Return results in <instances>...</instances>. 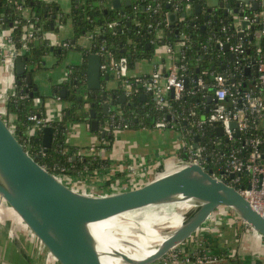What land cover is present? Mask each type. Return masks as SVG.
<instances>
[{"label":"trees","instance_id":"16d2710c","mask_svg":"<svg viewBox=\"0 0 264 264\" xmlns=\"http://www.w3.org/2000/svg\"><path fill=\"white\" fill-rule=\"evenodd\" d=\"M70 1L71 10L69 13H65L56 2L0 0V25L11 29L15 52L17 56L22 58L26 70L32 75L47 68L44 61V56L47 54L51 53L56 58V65L62 63L71 50L79 51L83 56V60L79 64L66 66L65 69H71V73L65 74L63 82L54 84L51 95L48 96L40 95L38 91L30 95L34 83H28L22 74L16 75L13 71L15 86L13 94L7 98V108L15 116V134L20 141L25 138V130L32 124L28 120L30 114L34 113L41 118L45 117L46 97H59L60 100L62 99L69 104L62 111L60 119L49 121L54 129L49 147L45 148L40 141L42 131H37L36 135L27 140L26 144V150L36 158L38 163L56 174L58 173L54 170L56 166H64L66 168L65 174L68 176L82 177L94 172L106 171L108 166L106 159L100 157L98 153L83 150L86 147L80 149L70 146L66 142V133L70 124L90 122L89 113L84 109L85 105L93 106L96 119L101 124H105V122H110L111 113L108 111L107 114H104L102 105L104 102L112 100L113 105L110 108L118 106L122 110L129 129L152 128L154 121L160 117V113L154 109L151 95L144 94L145 97L141 98L140 95L143 94L141 91L126 97L124 102H121L119 98L123 94L121 88L111 90L102 87L98 90L86 89L82 92V86L86 81V58L89 50L76 44L78 38L91 36L92 42L96 46L95 49L104 45L116 56H126L129 67L133 69L140 61L152 56L154 45L149 44L150 46L147 47V37L154 32V28L158 24L163 31L161 43L171 45L180 41L184 43V57L181 62L185 63L189 75L193 78L198 76L207 80L208 76L203 72L213 71L226 74L229 82L233 83L230 74H235L233 69L234 56L231 53L225 54L223 50H218L216 44L218 41L232 44L241 37L244 51L239 57L247 70L243 68L240 71L241 74L239 72L240 75L235 74L233 77L236 83H241L240 89L244 90L253 87L256 78L255 66L258 60L264 61V37L257 38L255 36V32L260 28L259 19L255 17V14L262 9L261 5L258 6V9L252 7L246 10V14L254 20L251 27L240 36L232 25L238 12H225L219 6L208 7L205 0H171L170 2L168 0H129V4H125L123 1L120 8H114L111 5V0ZM226 2L233 9L238 0H226ZM149 3L152 5L158 3L159 5L155 9L148 10L146 6ZM185 3L192 5L190 11L184 10ZM195 4L201 5L199 13L194 11ZM24 10H28L29 17L23 15ZM170 12H176L177 18L173 24L165 27L162 20H164L166 13ZM205 15H207V19H205ZM67 19H71L75 28L73 37L64 41L66 42L65 46L48 45L44 39L39 41L45 32L50 31L52 27L54 28L55 21L63 24ZM113 22L117 23V27L112 30L108 29V25ZM31 25H34L35 28L34 36L23 39V33L27 28H31ZM202 25H204L203 29ZM205 45H209V47L205 48ZM101 80L102 83L105 81L104 75L101 76ZM192 87V84H187L186 89ZM61 88L66 89L64 97L59 94ZM199 96L200 94H196V96L189 94L179 101H174L172 96H169L170 108L180 110L190 103L200 102ZM251 126L243 134L235 133L233 141L218 134L213 126L206 127L205 134L200 138L198 137V142L205 144L207 150L213 155H218L237 148L239 139L250 138L253 134H257L261 139L260 149L264 152V122L262 120L253 121ZM114 128L115 125H112L109 129L94 131L104 144L101 146L106 149L113 144L115 131L113 132L112 129ZM167 128L169 129V127ZM188 128L189 124L186 121H180L174 130L179 133ZM80 152L82 153L80 154ZM240 154L247 156L248 149ZM212 159L216 161L217 157L212 156ZM207 163L212 164V160H207ZM240 176L241 184L245 185L249 174L244 172ZM171 205L174 203L168 206L171 207ZM171 220H175V217L162 218L154 224ZM152 228L155 231L153 226Z\"/></svg>","mask_w":264,"mask_h":264},{"label":"water","instance_id":"95a60500","mask_svg":"<svg viewBox=\"0 0 264 264\" xmlns=\"http://www.w3.org/2000/svg\"><path fill=\"white\" fill-rule=\"evenodd\" d=\"M129 2L124 1L125 4ZM239 2L251 3L254 9L259 6L258 2L252 0H238L233 9L226 0H220L215 6L222 7L225 12L229 9L236 12ZM111 5L120 8L122 2L111 0ZM261 7L264 8V0H261ZM193 8L195 12L201 11L200 4H195ZM176 18V12L168 13L170 24ZM246 23L242 22V28ZM238 34L242 36L244 33L240 31ZM149 46L147 43V47ZM100 63V55L89 52L86 58L85 89H118L117 84L109 85L108 74H104L105 81L102 83ZM14 73L22 74L28 83H34L33 75L26 70L20 56L15 57ZM184 84L187 86V80ZM36 91L38 90L34 84L30 95ZM59 94L64 97L66 89H59ZM140 97L144 98L145 95L141 94ZM119 98L121 102L125 101L124 94ZM112 105V100L104 102L103 113L107 114ZM88 113L90 128L97 131L100 123L95 117L93 106ZM230 125L233 127L235 123L231 122ZM221 131L218 127V134ZM53 132L52 126L43 128L40 141L45 148L50 146ZM195 141H198L197 136ZM196 146L192 145L193 148ZM185 158L183 155L179 164L160 167L161 174L142 186L91 195L75 190L40 165L0 118V197L59 264H103L102 257L107 254L118 258L119 264H177L196 247L195 243L206 225L221 209L233 212L264 240V215L253 209L235 187L216 179L210 170L188 162ZM187 200L191 201L192 206L182 215L180 225L176 228L167 227L166 232L173 233L174 239L167 240L165 244L156 247L153 253L141 258L131 257L117 249L106 250L99 235L91 227L93 223L117 216L122 225L127 222L124 217L119 216L124 212ZM105 238L103 235V239Z\"/></svg>","mask_w":264,"mask_h":264},{"label":"built area","instance_id":"2783aa9c","mask_svg":"<svg viewBox=\"0 0 264 264\" xmlns=\"http://www.w3.org/2000/svg\"><path fill=\"white\" fill-rule=\"evenodd\" d=\"M170 1L171 0H168V2ZM158 5V3L155 5L149 3L146 8L151 10L158 7ZM191 8L192 5L190 3L184 4V10L186 12L190 11ZM250 8H252L251 3L239 2L237 5L236 12L240 13V16L236 15L232 25L238 33L240 31L244 32L246 29L251 27V23L254 19L246 14V10ZM229 11L233 10L229 9ZM23 15L29 17L28 10H24ZM255 17H258L260 23V28L255 32V36L257 38L264 37V8L255 14ZM243 21L247 22L244 28H242ZM133 22L137 23L136 21ZM162 23L165 27L169 26L170 22L168 20V13H166ZM116 27V22L108 25V29L110 30L115 29ZM159 27L160 26L157 24L154 28V32L147 38L148 44L152 46L154 45V52L152 54L153 57L155 56L159 58L162 53H167L171 58L169 65L164 70L158 69L156 65L154 69L148 73L142 71L138 72L139 64H137L133 69L130 68L128 58L126 56H116L109 49L105 48L104 45H100L97 49H95L96 46L92 42V39L90 40L91 44L89 46V52L100 55L101 74H108L109 76L114 77L118 87L123 90L125 98L137 93L138 91H141L143 94L151 95L154 109L160 113V117L154 121L152 128L160 130L167 129V127H169L174 129L178 127L180 121H186L189 124V128L185 131L179 132L180 135L178 136L183 143L181 151L186 155L185 160L200 165L205 170H210L213 177L235 187L250 203L253 209L264 215V152L260 149V137L257 134H253L250 138L239 139V146L237 148L228 151V153L224 152L219 153L218 155H213L207 150V146L205 144H201L200 142L194 140L195 136L200 138V136L205 134L206 127L213 126L216 131L217 128L220 127L222 129L221 135H224L228 140L233 141L235 133L243 134L252 127L251 122L260 120L264 122V61L258 60L255 66L256 78L254 80L253 87L245 90L240 89L239 86L241 83H236L233 75H240V71L243 68L247 70V67L243 64V62H241V58L239 57L244 51L243 40L239 37L237 41L232 44L224 41H218L216 44L218 50H223L225 54L231 53V55L234 56L235 61L233 69L235 74H230V77L234 79L232 81L233 83L229 82V78L226 74L213 71L203 72L206 76H208L207 80L198 76L193 78V76L187 73L185 63L181 62L184 57V43L181 41L177 42L175 45L161 43L163 31L162 28ZM73 28L75 27L73 26ZM34 31V25H31V28H27L25 30L22 38L26 39L33 37ZM88 37L91 38V36ZM7 43L9 49L8 51H5L3 61L8 67V75L6 76L7 84H11L12 89H9L10 91L2 98L6 101V103L8 96L14 92L15 85L13 71L15 67V57L17 56L11 36L7 38ZM56 45L65 46L66 42H58ZM208 47L209 45H205V48ZM152 56L149 59H151ZM64 73L67 75L70 74L71 69H65ZM185 80H187V84L193 85L191 89H186L184 84ZM82 90L84 91V89ZM189 94L193 96L200 94L199 97L201 98V101L190 103V105L182 107L180 110L170 108L171 102L169 101V96H172L174 101H179ZM208 98H210L209 102H207ZM57 99L60 98L57 97ZM89 108V106L85 105L84 109L88 111ZM108 111L111 113L109 118L110 122H105V124L101 125L99 124L98 129L106 130L112 125L123 128L129 127L122 110L118 106H114ZM202 116L204 117L201 118ZM0 118L5 121L9 129L15 134V116L13 113L4 111L1 105ZM28 120L31 121L32 124H30L25 130V138L20 141L24 145L25 149L27 140H29L33 135H36L37 131H42L46 126H51L47 118H41L34 113L28 116ZM231 122H234L235 126L231 127ZM194 144L197 145L195 148L192 147ZM94 146L89 145L83 150L94 152ZM246 149H248L247 156L240 154ZM81 153L82 152H80V154ZM212 156H216L217 160L214 161ZM209 159L212 160V164L207 163V160ZM137 166H139V164H137ZM130 169L135 171L137 167L131 165ZM54 170L58 171V173H51L56 175L63 182L71 181L72 179L77 180L79 177L76 175H66V168L64 166H56ZM244 172L248 173L249 176L246 180V184L242 185L240 174ZM75 183L76 182H73L71 187L80 191L77 183ZM84 192L91 195L103 194L93 192L91 190ZM227 212H229V215H231L232 218L245 224L233 212ZM246 226L249 227L248 225ZM260 239L262 238L260 237ZM220 261H222L221 255L212 253L207 247L196 245V247L193 248L177 264H217Z\"/></svg>","mask_w":264,"mask_h":264},{"label":"crops","instance_id":"0c3cea01","mask_svg":"<svg viewBox=\"0 0 264 264\" xmlns=\"http://www.w3.org/2000/svg\"><path fill=\"white\" fill-rule=\"evenodd\" d=\"M42 1L58 3L60 9L65 13H69L71 10V1L68 0ZM123 1L125 0H121V2ZM219 1L205 0V3L208 7H214ZM252 2H258V5H261V0H252ZM73 33L74 28L71 19H67L63 24L55 21L54 28L45 32L39 41L44 39L48 45H55L58 42L70 40ZM11 35L10 28L0 26V101L3 104H0L1 107L7 105L2 98L10 91L9 89H12L11 84H7L8 67L3 61L5 51L9 49L7 38ZM85 39L88 41L85 42ZM89 40L90 37L89 39L88 37H80L76 40V44L88 50L91 44ZM82 60V54L75 50L69 51L65 60L58 65L55 64L56 58L51 53L45 55L44 61L47 68L33 74V81L38 93L44 96L51 95L53 85L63 82L66 66L79 64ZM170 60L171 58L167 53H162L159 58L152 56L151 59L139 63L138 72L148 73L156 65L158 69L164 70L169 65ZM109 78V85L116 84L114 77L109 76ZM83 89L86 91L85 85ZM68 105L66 101L57 99V97H46L45 118L49 121L60 119L62 111ZM179 135L180 133L172 128L158 130L141 127L123 130L120 133L116 132L110 148H99L95 151L99 156L106 159L108 164L106 171L79 176L78 181L76 180L79 190L112 193L144 185L161 174L160 167L167 168L173 164L181 163L185 154L181 151L183 143L179 139ZM95 137L97 135L91 130L90 122L70 124L66 133L68 144L80 149L93 145ZM103 152L105 153L104 157ZM130 156L137 157L139 166H135L137 167L135 171L130 169L132 165L128 161ZM138 157L142 158L138 159ZM174 204L176 205L175 214L180 218L178 220H183L180 212L192 206L191 203ZM168 205L165 206L167 211L169 210ZM201 236V241L206 244L202 245L203 247H207L212 253L222 256V261L218 264H264V240L259 239L257 234L245 224L232 218L226 210H219L206 225ZM0 264H59L1 197Z\"/></svg>","mask_w":264,"mask_h":264},{"label":"bare ground","instance_id":"6f19581e","mask_svg":"<svg viewBox=\"0 0 264 264\" xmlns=\"http://www.w3.org/2000/svg\"><path fill=\"white\" fill-rule=\"evenodd\" d=\"M186 202L191 203L189 200L174 203L184 204ZM165 206L167 204L124 212L119 215L127 220L122 225L119 224L117 216L93 223L91 227L99 235L100 242L106 250L109 248L117 249L131 257L141 258L153 253L156 247L165 244L167 240L172 241L174 239L173 233H161L156 229L154 231L152 228L156 221L162 220L164 217H175L170 215L169 210L167 211ZM176 219H180L179 216L175 220L163 221L157 224H163L168 228H176L182 222V220L177 221ZM103 235L106 237L105 239H103ZM148 247L152 248L148 249ZM102 263L119 264L120 261L118 258H113L107 254L102 257Z\"/></svg>","mask_w":264,"mask_h":264},{"label":"rangeland","instance_id":"374dc122","mask_svg":"<svg viewBox=\"0 0 264 264\" xmlns=\"http://www.w3.org/2000/svg\"><path fill=\"white\" fill-rule=\"evenodd\" d=\"M68 1H70V0H68ZM236 17V16H235ZM88 37V36H87ZM82 38V37H81ZM86 38V37H85ZM88 39H89V37H88ZM86 41H88L87 39H85V42ZM90 41V40H89ZM91 42V41H90ZM65 60V59H64ZM68 65H70V64H68ZM43 71V70H42ZM110 81H113V80H110ZM114 82L116 83V80H114ZM82 89H83V87H82ZM81 89V91L83 92V90ZM0 104H2V102L0 101ZM3 105V104H2ZM2 108H3V110L4 111H7V112H9V113H11L10 111H8V108H7V105H5V106H2ZM127 129H129V128H123V127H115L114 129H112L113 130V132L115 131V134H116V132L118 133H120V131H123V130H127ZM94 141H95V143H92L93 144V146L95 147V151H96V149H106V148H104V146H101L102 144H103V142L98 138V137H95V139H94ZM104 145V144H103ZM94 151V152H95ZM96 154H97V152H95ZM103 154V157L105 156V153L103 152L102 153ZM133 154V153H132ZM136 154V153H135ZM101 157V156H100ZM142 158V157H141ZM140 157H138V159H141ZM105 159V158H104ZM128 161L132 164V165H134V166H136L137 165V157H134V156H130V159L128 158ZM73 182H77L76 181V179H72L71 181H66L65 183L67 184V185H69L70 187H71V185H72V183ZM78 189H79V187H78ZM85 191V189H80V192H84ZM168 208H169V213H171L170 215H174L175 216V218L176 217H178L177 216V214H175V211H176V205L174 204V205H171V207H169L168 206ZM167 208V209H168ZM186 212H187V209L186 210H183V211H181L180 213L183 215V214H186ZM164 219H165V217H164ZM177 220V219H176ZM178 221V220H177ZM153 227H154V229H156V230H158V231H168V228L165 226V225H163V224H154L153 225ZM201 237L202 236H200V238H199V240H197V242L195 243V245H206V244H204L202 241H201ZM257 237L260 239V237L257 235ZM40 246V245H39Z\"/></svg>","mask_w":264,"mask_h":264}]
</instances>
